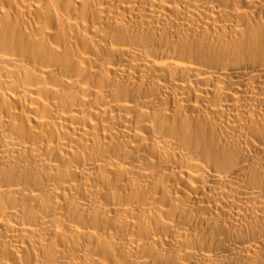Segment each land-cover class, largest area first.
Segmentation results:
<instances>
[{
  "label": "bare ground",
  "instance_id": "obj_1",
  "mask_svg": "<svg viewBox=\"0 0 264 264\" xmlns=\"http://www.w3.org/2000/svg\"><path fill=\"white\" fill-rule=\"evenodd\" d=\"M0 264H264V0H0Z\"/></svg>",
  "mask_w": 264,
  "mask_h": 264
}]
</instances>
